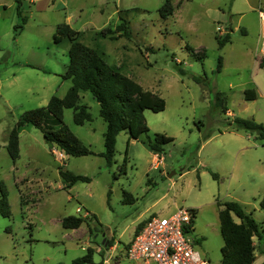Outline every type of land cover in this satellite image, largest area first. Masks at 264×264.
<instances>
[{"label":"rangeland","instance_id":"374dc122","mask_svg":"<svg viewBox=\"0 0 264 264\" xmlns=\"http://www.w3.org/2000/svg\"><path fill=\"white\" fill-rule=\"evenodd\" d=\"M164 2L21 0L18 14L15 0H0V181L11 211L0 213V264H71L87 248L92 262L83 264H141L127 258L130 238L150 216H169L181 207L195 209L194 248L218 264L223 238L217 202L228 200L259 223L252 237L256 263L264 256V139L232 126L236 116H264V65L255 62L264 0H172L174 11L166 18L158 11ZM121 19L129 22L130 38L97 36ZM60 22L84 30L85 43L165 101L162 110H143L148 129L138 138L120 130L110 163L99 154L106 124L88 91H80V103L88 105L91 120L77 124L73 110L65 108L63 122L94 153L63 154L31 124L19 129V156L13 160L7 151L21 113L45 105L47 87L61 97L71 85L62 76L67 40L53 41ZM42 66L52 74H43ZM248 88L256 96L244 101ZM217 91L226 95L231 114L216 105ZM156 133L173 137L157 157L147 144ZM60 168L90 180L65 186ZM67 215L85 218L78 231L62 227Z\"/></svg>","mask_w":264,"mask_h":264},{"label":"trees","instance_id":"16d2710c","mask_svg":"<svg viewBox=\"0 0 264 264\" xmlns=\"http://www.w3.org/2000/svg\"><path fill=\"white\" fill-rule=\"evenodd\" d=\"M16 1L18 14L21 11V0ZM161 17L166 18L174 11L172 0H165L158 9ZM97 36L110 39L119 37H131L128 20L121 19L113 28L106 26L96 32ZM68 38L70 46L67 51L68 63L65 69L64 78L69 79L71 85L63 96L52 95L43 106L23 111L16 124L9 132L7 151L14 160L19 156V129L24 124H31L39 128L44 140L50 145L57 147L66 155H85L94 153L86 147L82 141L63 122V110H73V120L77 124H83L91 120V113L87 104L80 103V91H88L99 104V115L105 121L103 132L104 151L100 152L108 163L111 162L115 153L116 137L120 130L126 129L128 138H138L142 132L147 130L143 110L149 108L153 111L164 109V99L154 91L143 88L132 77L123 73L119 66L109 64L103 52L98 47L87 45L78 39V31L73 29L69 23L60 22L56 25L53 33V41L59 43L63 38ZM228 34L219 39V43L228 41ZM190 53H197L203 56L202 51H194L188 48ZM180 62H176V65ZM34 67L32 64H27ZM221 68V58L218 59L217 70ZM180 73L185 70L178 67ZM196 80L199 79L193 76ZM245 99H252L251 89L244 90ZM226 102V95L222 91L215 93L216 105L223 106ZM57 123V128L53 124ZM232 126L235 129L253 131L255 138L264 139V124L254 118L236 116L232 119ZM173 137L163 133H156L153 140H148L149 148L154 152H161L162 145L172 140ZM59 174L65 186H71L78 180L89 181L90 177L74 173L67 169H59ZM214 177L216 173L212 172ZM264 207V196L261 200ZM218 219L220 232L223 238L221 245V260L218 264H253L255 259L253 235H257L260 225L252 217L251 212H246L239 202L228 200L217 202ZM195 213V209H192ZM0 213L3 216H10V204L8 190L5 184L0 181ZM233 216L239 218L235 221ZM85 220L80 215H67L61 218L63 228H77ZM92 262V249L87 248L84 255L76 257L71 264H83Z\"/></svg>","mask_w":264,"mask_h":264},{"label":"built area","instance_id":"2783aa9c","mask_svg":"<svg viewBox=\"0 0 264 264\" xmlns=\"http://www.w3.org/2000/svg\"><path fill=\"white\" fill-rule=\"evenodd\" d=\"M259 49L264 51V31ZM193 215L181 207L169 216H150L126 247L127 258L141 264H211L194 248Z\"/></svg>","mask_w":264,"mask_h":264},{"label":"crops","instance_id":"0c3cea01","mask_svg":"<svg viewBox=\"0 0 264 264\" xmlns=\"http://www.w3.org/2000/svg\"><path fill=\"white\" fill-rule=\"evenodd\" d=\"M33 2H34V0H33ZM257 6H259V5H257ZM256 5L254 6V7H257ZM258 12H259V15H260V25H259V29H258V39L260 38V36L262 35V33H263V31H264V11L261 9V8H259V10H258ZM71 26V25H70ZM72 27V26H71ZM73 28V27H72ZM73 29H75L76 31H78V39H80L81 41H83L84 42V40L82 39V34H83V32H84V30H80V29H78V28H73ZM67 40L66 41V47H67V51H68V49H69V46H70V41H69V39L68 38H63L60 42H62L63 40ZM259 42H260V40H259ZM85 43V42H84ZM87 44V43H86ZM87 45H89V44H87ZM256 51H258V52H256L255 53V62H256V64H257V66L258 67H260V66H262V65H264V51H261L259 48H258V50H256ZM257 53H261V55H258ZM43 67V66H42ZM66 69V68H65ZM43 74H46V75H48V74H52L51 73V71L49 70V69H46V68H44L43 67ZM55 74H57V73H55ZM57 76V75H56ZM59 77L58 78H61L60 77V75H58ZM43 79L45 80V81H50L51 80V78H49V77H43ZM54 83H56V82H54ZM61 84V83H60ZM55 85V84H54ZM45 91H47V93H48V98H50L52 95H51V93L53 92V90H52V88L51 87H47L46 88V90ZM251 94H253V98L252 99H254V97L256 96V94H255V92L251 89ZM261 95L263 94L262 92L260 93ZM51 95V96H50ZM81 96V95H80ZM49 100V99H48ZM243 100L245 101V100H251V99H245V97H244V91H243ZM48 102V101H47ZM225 113L226 114H231V111H229V109L226 107V110H225ZM247 118H254L256 121H258V122H261V123H263L264 124V116H260V115H251V116H246ZM256 139V138H255ZM60 152V151H59ZM63 154H64V152H63ZM59 156H61L60 158H62V156L64 157V155H62L61 153H59ZM154 156H157L156 155V153L154 154ZM149 213V211H148V209H146L144 212H142V213H140L139 214V216L137 217V219H141L142 217H144V215H146V214H148ZM139 219V220H140ZM79 228H81L80 226L79 227H77V228H73V230H75L76 229V231H78L79 230ZM134 231H136V229L134 228ZM131 239L132 238H130V240L128 241V243H127V245H126V247L128 246V244H129V242L131 241ZM254 243V242H253ZM254 247H255V245H254ZM264 253V252H263ZM254 254H255V249H254ZM253 264H264V256L256 263V255H255V259H254V261H253Z\"/></svg>","mask_w":264,"mask_h":264}]
</instances>
